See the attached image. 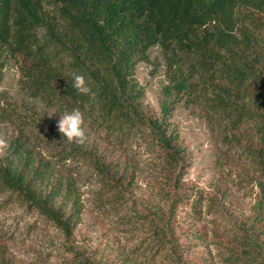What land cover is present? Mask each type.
<instances>
[{
	"label": "rangeland",
	"instance_id": "obj_1",
	"mask_svg": "<svg viewBox=\"0 0 264 264\" xmlns=\"http://www.w3.org/2000/svg\"><path fill=\"white\" fill-rule=\"evenodd\" d=\"M43 6L54 11L48 1ZM261 32L254 48L258 55H264ZM46 52L53 63L65 57L59 49ZM148 54V63L135 66L143 90L138 116L144 120L159 118L161 104L174 99L173 73L166 69L164 54L158 47ZM186 54L191 61L192 52ZM28 66L12 61L2 71L0 137L9 145L22 131L24 149L33 159L28 177L36 194L59 190L48 204L61 207L73 221L66 236L22 195L0 185V264H246L233 257V230L252 218L259 197L256 182L262 177L255 178L251 153L264 147L260 119L227 118L235 103L210 109L198 87L193 104L184 106L181 98L167 113L175 143L184 151L183 167L166 164L154 130L141 121L132 126L97 119L90 125L84 118L83 150L90 152L71 153L56 127L61 114L48 106V96L32 98L24 90ZM259 73L244 82L251 86L245 101L264 99V69ZM253 112L238 113L249 118ZM35 161L48 163L44 181L33 171L39 165ZM125 165L132 183L111 188L115 180L109 177H118Z\"/></svg>",
	"mask_w": 264,
	"mask_h": 264
},
{
	"label": "trees",
	"instance_id": "obj_2",
	"mask_svg": "<svg viewBox=\"0 0 264 264\" xmlns=\"http://www.w3.org/2000/svg\"><path fill=\"white\" fill-rule=\"evenodd\" d=\"M44 1L51 4L52 13L45 10ZM261 31L264 0H0V79L6 64H28L30 73L23 89L32 98L48 96V106L61 115L79 109L90 125L97 119L132 126L141 121L154 130L166 164L183 167L184 151L175 143L176 129L167 120V113L181 98L184 106L193 104L198 87L203 98L208 96L205 104L210 109L224 110L225 105L235 103L227 118L260 119L258 131L263 133L260 141L264 142V99L245 101L251 86L244 84L260 77L259 71L264 69V55L254 49ZM153 47L161 50L166 69L173 73L170 88L174 99L161 104L159 118L144 120L138 116L143 90L135 78V66L149 62L148 50ZM54 49L65 56L58 64L46 52ZM186 51L192 52L191 61ZM73 72L85 77L96 93L94 100L73 88ZM243 110L257 114L247 118L238 113ZM66 142L71 153L90 152L83 150L86 142ZM24 145L22 131L10 139L8 153L0 158V185L22 195L67 236L72 215L48 204L59 190H49L46 196L36 194L28 177L33 159ZM251 159L255 178L262 177L256 182L259 197L252 218L234 227L232 254L235 262L264 264V147L254 148ZM35 162L39 165L33 171L44 181L42 170L48 163ZM114 166H119L118 161ZM126 170L125 165L116 178L113 170L107 171L113 173L108 181L115 180L111 188L130 186L132 179L125 177Z\"/></svg>",
	"mask_w": 264,
	"mask_h": 264
},
{
	"label": "clouds",
	"instance_id": "obj_3",
	"mask_svg": "<svg viewBox=\"0 0 264 264\" xmlns=\"http://www.w3.org/2000/svg\"><path fill=\"white\" fill-rule=\"evenodd\" d=\"M73 88L78 94L89 96V99L94 100L96 93L87 85L85 77L76 72L72 73ZM84 116L79 109H73L71 112H65L60 116L57 122L58 132L66 138L69 143L83 144L86 140L85 130L83 128ZM8 142L0 137V155H4L8 149Z\"/></svg>",
	"mask_w": 264,
	"mask_h": 264
}]
</instances>
